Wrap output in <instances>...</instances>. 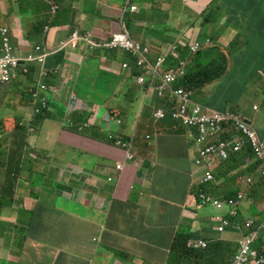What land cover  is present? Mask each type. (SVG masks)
Wrapping results in <instances>:
<instances>
[{"label": "clouds", "instance_id": "9594fccd", "mask_svg": "<svg viewBox=\"0 0 264 264\" xmlns=\"http://www.w3.org/2000/svg\"><path fill=\"white\" fill-rule=\"evenodd\" d=\"M30 1L19 5L28 6ZM52 1L55 0H47L54 19L51 22L44 19L35 25V16L32 17L26 38H18L12 28L0 21V150L11 136V130L25 138L38 139L50 126L63 135L84 138H92L91 129L108 132V139L126 145L125 158L133 163L136 160L131 147L135 141H142L143 147H147L159 138L183 140L189 160L188 172L192 168L185 200L181 205H174L168 216L167 235L159 240L161 251L140 264H264V138L238 105L228 104L220 110L194 99L197 89L214 81L192 88L207 80L194 75V67L203 54L206 61L215 65L212 76L215 81L226 73L229 55L240 51L244 44L240 27L232 22L221 27L220 21L213 23L212 5L216 0H211L201 13L196 12L188 27V36L174 41L166 35V20L150 21L154 15L166 17L167 10H163L162 3L121 0L117 16L115 12L112 19L117 29L100 36L88 28H79L78 23L73 29L62 30L58 21V12L62 9ZM181 1L182 7L198 2ZM95 4L100 6V0ZM254 4L264 9V0ZM175 6V9L181 7L178 0ZM221 8L225 16L226 6ZM19 9L20 13L27 11ZM128 14L139 18L130 19ZM160 25L165 27L161 33H141L136 38L131 34L136 28ZM233 28L238 32L229 41H222L223 35ZM163 35L166 41L156 39ZM74 52H82L84 56L101 55L106 59L101 68L97 63L96 73L90 77L95 83L89 92L94 108L75 95L82 75L74 73L73 85L65 82L70 55ZM118 52L124 55L121 61ZM112 78L115 87L112 91L106 90ZM188 79L197 84H189ZM98 80L105 91L104 99L91 91L97 88ZM124 85L127 90L122 102L126 101L128 108L101 112L102 100L114 103L119 99L120 86ZM251 109L257 111L258 102ZM142 127L145 130H140ZM66 150L78 156L83 152L74 147ZM52 153L57 161V152L52 150L49 155ZM37 155L31 161H38L40 155ZM71 162L76 160L57 161L55 168L65 172L64 165ZM84 162H88L87 158L76 163ZM123 165L118 164L116 171L121 172ZM0 173L9 181V172L1 159ZM86 174V168L77 167L75 175ZM103 177L109 185L117 180ZM72 179L80 182L78 177ZM2 187L0 194L5 192ZM249 206L250 216H247L244 210ZM253 207L257 208L256 216L249 213ZM154 224L158 223L154 220ZM229 231L236 232L232 241L224 238ZM119 253L121 256L122 252ZM6 264L12 263L6 260Z\"/></svg>", "mask_w": 264, "mask_h": 264}, {"label": "crops", "instance_id": "0c3cea01", "mask_svg": "<svg viewBox=\"0 0 264 264\" xmlns=\"http://www.w3.org/2000/svg\"><path fill=\"white\" fill-rule=\"evenodd\" d=\"M28 1L0 0V21L12 28L18 38H26L31 30L34 14L30 11L20 13L19 9L20 2ZM96 1L52 2L62 9L58 12L60 26L66 25L67 20L74 21L79 28L85 27L100 36H107L117 29V23L112 19L115 12L117 16L121 0H100V6L95 4ZM157 1L162 3L163 10H167V15H154L150 21L166 20V35L176 41L188 36V27L196 12L201 13L205 9L198 8L211 0L191 2L192 5L187 7H182L184 4L178 0L181 6L178 9H175L177 0ZM256 1L236 0L226 6V15L219 22V27L230 22L240 27L239 16L242 14L245 18V31L241 32L244 44L240 51L229 55L226 73L210 85L197 89L194 99L206 107L220 110L228 104L238 105L264 138V9L254 4ZM39 5L46 15V6ZM63 5L66 8H62ZM233 9L235 12L232 14ZM236 32L237 28L226 32L222 41H229ZM156 39L166 41L164 37ZM88 59L96 61L92 63ZM69 61L65 82L75 84L74 73H78L82 75L80 85L84 82L88 85L90 82L95 84L90 77L95 75L97 63L101 68L106 59L101 55L84 56L82 52H74ZM96 85L97 88L91 91L104 99L105 91L100 80ZM119 89V99L114 103L106 102L101 112L128 108L127 102H122L126 85ZM255 102L259 104L257 111L251 109ZM139 105L141 110V103ZM113 129L117 130L116 127ZM13 138L17 151L9 149V138L0 150V159L9 172V181L0 173V185L5 190L0 194L1 264H6V260L12 264H140L159 252V240L167 235L168 216L174 205L184 202L187 185L191 182L188 174L192 168L188 172L186 149V163H174L182 153L180 149L185 148L183 140L159 138L156 143H148L147 147H143L144 142L135 141L131 153L136 162L128 161L124 153H117L119 161L112 164L96 158V155L108 151L95 140L75 134L63 135L53 126L48 127L38 139H28L23 135L20 139V134H14ZM27 147L40 155L38 161L28 158L25 153ZM67 147L83 151L76 162L86 158L88 162L67 163L63 167L65 172L59 168L55 173L56 156L49 153L60 148L66 150ZM122 163L125 164L122 171L117 172L116 166ZM77 167L86 168L87 174L75 175ZM103 175L113 180L116 178L115 184H107ZM73 177L80 179L77 186L71 182ZM249 208L244 210L247 216H250ZM154 220L158 224H154ZM234 233L229 231L224 238L232 241ZM132 236L147 242L145 250L140 252L142 254L132 249L133 255H128L122 249L126 242L132 241ZM111 250L121 251L122 255L113 254Z\"/></svg>", "mask_w": 264, "mask_h": 264}, {"label": "rangeland", "instance_id": "374dc122", "mask_svg": "<svg viewBox=\"0 0 264 264\" xmlns=\"http://www.w3.org/2000/svg\"><path fill=\"white\" fill-rule=\"evenodd\" d=\"M235 1L236 0H216L214 2V4L212 5L215 9V12H214L215 17L213 19V23L216 24V22L221 21L223 19L224 13H222L221 7L227 6L228 4L235 2ZM39 4H44V6L46 5V7H48L46 15L42 14V8L43 7H41ZM189 5H192V3L189 2ZM105 6L107 7V4H105ZM21 7L23 10H27V11L34 13L35 17L33 19V22L35 23V25H37V23H40L41 20H44V19H46L45 20L46 22H49V21L51 22L54 19V16L50 10V5L47 2V0H31L30 3L28 4V6L19 5V8H21ZM201 8H205V5H202V7H199L198 10H200ZM234 12H235V9L232 10V14ZM239 18L241 21V23H240L241 32H244L245 31V23H244L245 18L242 14L239 16ZM75 25H76V22L67 21L66 25H61V29L67 31L68 29H73L75 27ZM164 29H165V27L163 25H160L157 27L149 26V27H146L145 29L132 30L131 34L136 38V36L139 33L156 34V33L163 32ZM161 37L165 38L164 35ZM117 57H118L119 61L124 59V55L122 52H118ZM75 59L78 61L77 57H75ZM106 79H107V77L104 76L103 81H106ZM80 81H81V79H80ZM92 84H93V82L88 83V85H87V82H84L82 85L77 86V89L75 91V95H76V97L79 98V100L84 101L89 107L94 108V104L89 100L90 99L89 98V92H90V87ZM114 87H115V80L113 79L111 85L106 86V90L112 91L114 89ZM102 103L105 104V100H102ZM14 134H15V131L11 130V136L9 137V149L15 152V151H17V147L15 145L14 138H13ZM89 135L92 137L89 139L95 140L99 145H101L102 148H105L106 151H108V152H105L101 155H96V158L101 162L105 161L108 163L116 164L119 161V158L116 154L125 152V146L126 145H119L114 140L108 139V136H109L108 132H100L96 129H91L89 131ZM21 138H22V134L20 133V139ZM72 142H74V141H72ZM74 143H77V142H74ZM185 149H186V147L185 148L182 147L180 149V151L182 153L174 161L175 164L184 165L186 163V159H185L186 157H185V153H184ZM56 152L58 154L57 161H59V162H67L71 159L77 160V158H78V154H76L75 152H70L68 150H65L64 148H60ZM25 153L28 155V158L30 160H35L38 156L37 155L38 153L30 152L28 149H25ZM57 170H58V168H54L55 173L57 172ZM71 182H72L73 186H77V184H78V181L75 179H72ZM173 193H176V192H173ZM75 203H77V202L75 201ZM160 206H161V204H160ZM249 213L253 216H256L258 214L257 208L253 207ZM156 223H158V222H156ZM146 228H148V227H146ZM161 230H162V228H161ZM145 245H147V242L138 240L137 237L132 236V241L126 242L125 246L122 249L124 251L130 252V253H131L132 249H135L137 254H142L140 252H143L145 250ZM110 252L120 256L119 251L111 250Z\"/></svg>", "mask_w": 264, "mask_h": 264}, {"label": "trees", "instance_id": "16d2710c", "mask_svg": "<svg viewBox=\"0 0 264 264\" xmlns=\"http://www.w3.org/2000/svg\"><path fill=\"white\" fill-rule=\"evenodd\" d=\"M46 9H48V7H46ZM128 17L130 19L139 18L136 14H128ZM205 57H206V54H203L202 57L199 59V61L196 63V65L194 67V71H195L194 75L198 76V77L199 76L207 77V80H203V81H201V82H199L197 84V81L196 82H192L190 79H188V83L189 84H191V85L197 84V85H195L192 88L201 86L203 84L205 85V84H207L209 82L215 81L214 79H216L215 77H212L213 73H214V70H215V65L212 62L206 61ZM224 69H225V67H224ZM181 261H184V259H182Z\"/></svg>", "mask_w": 264, "mask_h": 264}, {"label": "built area", "instance_id": "2783aa9c", "mask_svg": "<svg viewBox=\"0 0 264 264\" xmlns=\"http://www.w3.org/2000/svg\"><path fill=\"white\" fill-rule=\"evenodd\" d=\"M127 44H129V42H127Z\"/></svg>", "mask_w": 264, "mask_h": 264}]
</instances>
